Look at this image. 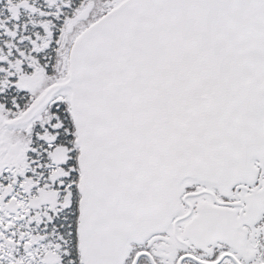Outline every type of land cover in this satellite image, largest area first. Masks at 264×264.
Listing matches in <instances>:
<instances>
[{
	"label": "snow or ice",
	"instance_id": "6c2138e0",
	"mask_svg": "<svg viewBox=\"0 0 264 264\" xmlns=\"http://www.w3.org/2000/svg\"><path fill=\"white\" fill-rule=\"evenodd\" d=\"M0 264H264V0H0Z\"/></svg>",
	"mask_w": 264,
	"mask_h": 264
}]
</instances>
